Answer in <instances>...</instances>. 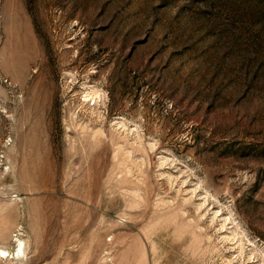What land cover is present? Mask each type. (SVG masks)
Instances as JSON below:
<instances>
[{
    "label": "rangeland",
    "instance_id": "rangeland-1",
    "mask_svg": "<svg viewBox=\"0 0 264 264\" xmlns=\"http://www.w3.org/2000/svg\"><path fill=\"white\" fill-rule=\"evenodd\" d=\"M0 264H264V0H0Z\"/></svg>",
    "mask_w": 264,
    "mask_h": 264
},
{
    "label": "bare ground",
    "instance_id": "bare-ground-1",
    "mask_svg": "<svg viewBox=\"0 0 264 264\" xmlns=\"http://www.w3.org/2000/svg\"><path fill=\"white\" fill-rule=\"evenodd\" d=\"M3 252H4V255L6 254V255H8V253L7 252H5V251H2V254H3ZM7 257V256H6ZM19 257V256H18Z\"/></svg>",
    "mask_w": 264,
    "mask_h": 264
}]
</instances>
